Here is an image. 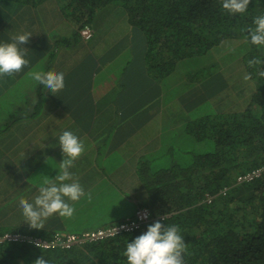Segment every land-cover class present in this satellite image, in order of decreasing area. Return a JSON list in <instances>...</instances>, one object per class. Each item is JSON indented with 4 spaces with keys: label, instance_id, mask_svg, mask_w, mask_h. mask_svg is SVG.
I'll list each match as a JSON object with an SVG mask.
<instances>
[{
    "label": "crops",
    "instance_id": "crops-1",
    "mask_svg": "<svg viewBox=\"0 0 264 264\" xmlns=\"http://www.w3.org/2000/svg\"><path fill=\"white\" fill-rule=\"evenodd\" d=\"M88 24L92 37L85 40L59 0L34 6L0 1V43L32 33L22 45L29 65L0 76V214L20 219L10 231L49 236L128 220L148 199L140 167L155 171L183 164L188 161L178 160L179 154L185 158L189 153L192 159L202 151L196 153L197 143L202 144L196 141L203 117L199 96L189 95L194 99L189 107L185 95L174 105L179 99L167 97L169 75L153 73L145 35L122 8L106 6ZM32 71L63 73L64 89L52 94L28 75ZM63 131H72L85 144L70 171L91 198L69 201L73 217L57 214L44 229H32L23 220L19 199L32 201L45 177L58 174Z\"/></svg>",
    "mask_w": 264,
    "mask_h": 264
},
{
    "label": "trees",
    "instance_id": "trees-1",
    "mask_svg": "<svg viewBox=\"0 0 264 264\" xmlns=\"http://www.w3.org/2000/svg\"><path fill=\"white\" fill-rule=\"evenodd\" d=\"M34 6L46 0H0ZM75 23L88 25L98 10L119 5L129 22L147 41V62L153 73L172 75L185 60L228 46L227 56L243 65L235 77L251 75L245 91L229 99L231 84L220 68L203 78L204 97L215 94V111L203 113L196 141L206 148L191 161L156 168L140 167L153 220L138 230L71 249L42 250L26 243L0 242V264H34L44 256L49 264H127V243L147 231L159 216L165 225H177L187 245L185 264H264V174L249 183L235 184L238 174L264 165V46L251 44L247 29L264 15V0H251L244 14H229L222 0H59ZM90 27V26H89ZM91 28V27H90ZM235 46V48L233 47ZM220 48V49H219ZM242 56V58H241ZM262 63L250 67L248 61ZM234 66H237L235 65ZM224 66V65H223ZM228 74V73H227ZM229 75V74H228ZM197 81V79H196ZM227 92V94H226ZM191 162V163H190ZM224 187L225 195L216 196ZM214 195L211 204L204 195ZM6 232L0 228V235ZM42 236L40 231L13 230ZM61 232V231H60Z\"/></svg>",
    "mask_w": 264,
    "mask_h": 264
},
{
    "label": "clouds",
    "instance_id": "clouds-1",
    "mask_svg": "<svg viewBox=\"0 0 264 264\" xmlns=\"http://www.w3.org/2000/svg\"><path fill=\"white\" fill-rule=\"evenodd\" d=\"M250 3L251 0H222V8L229 14H244ZM253 24L254 28L247 29L250 42L256 46H264V15L254 18ZM31 36L32 33L25 32L14 36L11 43H0V76L19 73L29 65V60L25 59L28 51L22 45L28 44ZM261 63L259 58L248 61L250 67ZM28 75L54 95L65 87L63 73L32 71ZM258 76L264 77V71L258 70ZM250 79L251 75L245 73L244 80ZM59 145L64 159L59 164L58 174L54 179L45 177L43 186L32 201L24 197L19 199L23 220L32 229H44L46 221L57 214L62 218L73 217L75 208L69 201L77 202L85 196L91 198V192L85 193L83 186L70 171L74 162L85 152L84 142L72 131H63L59 136ZM144 218H147L146 215ZM113 230L117 233L116 228ZM35 246L42 248L44 245L36 243ZM186 251L187 245L179 226L165 225L157 220L148 226L145 233L127 243L123 255L127 264H185ZM34 264H49V261L41 256Z\"/></svg>",
    "mask_w": 264,
    "mask_h": 264
},
{
    "label": "rangeland",
    "instance_id": "rangeland-1",
    "mask_svg": "<svg viewBox=\"0 0 264 264\" xmlns=\"http://www.w3.org/2000/svg\"><path fill=\"white\" fill-rule=\"evenodd\" d=\"M233 47L235 48V46ZM229 49L230 48H228V46L224 45L221 48V53H218V47H217V48L211 49L204 55L195 57L190 60H185L178 67V71H175L172 75L166 78V86L168 85L170 86V91L169 93H167L168 94L167 97L171 98L172 95H175L177 97V100L179 99V101L173 102L174 105H177L178 103L180 104L181 101L183 102V99L181 98L183 97V95L186 96V100L184 102V105H186V107H189V105L191 106L193 104L194 99L190 100L191 96L189 95L201 96V97L205 96L203 92V90H205L204 85H199L196 79L203 81V78L208 72L209 73L214 72L218 66L217 62L220 61L221 57L223 58L221 60L222 62H221V66L219 69L224 71L225 77L227 76V79L229 80L231 84L233 83V87H234L233 92H231V90H228L229 99L231 98V99L236 100L237 99L236 93L242 90V91H245V93L242 94L243 97L241 99H237L236 101L241 103V101L243 102L244 100L245 101L248 100L247 96H248V92L251 89V83H249L248 81H245L244 77H239V78L235 77L236 75L235 72L237 73L239 71H242L243 65L240 66L239 64H235L236 62L233 61V57L226 55ZM234 64L237 66H234ZM180 72L182 73L181 80H184V81H182L179 84L178 78L180 76ZM191 85H193V87H196V88L191 87ZM198 99H201V98H198ZM215 104H217V95L214 94L209 100H207V95H206L205 101H203L201 105V112L211 113L215 111ZM175 118H178V116H176ZM200 145H201V148L200 149L197 148L196 153L203 150V148L204 149L206 148V144L197 143V146H200ZM195 148H196V145H195ZM181 154H179L178 160L184 159L185 161H188V160L191 161L190 160L191 155L189 153H186V152L184 153L185 158H180ZM5 217H6L5 214H0V226H2L1 228H4L5 230H7L6 232H11L10 228L16 227L20 219H18L17 215H13L12 218L9 217L8 220Z\"/></svg>",
    "mask_w": 264,
    "mask_h": 264
},
{
    "label": "built area",
    "instance_id": "built-area-1",
    "mask_svg": "<svg viewBox=\"0 0 264 264\" xmlns=\"http://www.w3.org/2000/svg\"><path fill=\"white\" fill-rule=\"evenodd\" d=\"M81 37L88 40L92 37V29L88 25H82L79 28ZM264 174V165L254 168L248 172L238 174L235 178V184H244L253 181L254 179ZM229 187L222 188L216 196L225 195ZM214 195L206 193L203 198V202L211 204ZM146 215L147 218H144ZM166 216V215H165ZM164 215L159 216L162 220ZM153 220L150 210L146 207H139L136 209L133 217L128 220L94 230H86L81 233H68V232H54L50 237L43 238L36 235L20 232H5L0 235V242H11V243H26L35 246L36 243L44 245L42 250L51 249H71L75 247H82L86 244H92L99 241H103L109 238L116 237L121 234L131 233L143 225ZM124 226V227H122ZM117 229V233L113 230ZM36 247V246H35ZM37 248V247H36Z\"/></svg>",
    "mask_w": 264,
    "mask_h": 264
}]
</instances>
